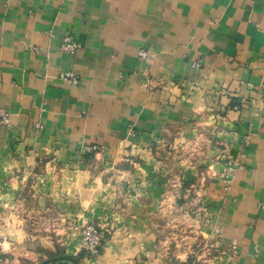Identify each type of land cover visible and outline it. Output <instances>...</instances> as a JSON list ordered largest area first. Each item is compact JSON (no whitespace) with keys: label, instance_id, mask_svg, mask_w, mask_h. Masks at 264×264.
Wrapping results in <instances>:
<instances>
[{"label":"crops","instance_id":"0c3cea01","mask_svg":"<svg viewBox=\"0 0 264 264\" xmlns=\"http://www.w3.org/2000/svg\"><path fill=\"white\" fill-rule=\"evenodd\" d=\"M0 110L5 264H264V0H0Z\"/></svg>","mask_w":264,"mask_h":264},{"label":"built area","instance_id":"2783aa9c","mask_svg":"<svg viewBox=\"0 0 264 264\" xmlns=\"http://www.w3.org/2000/svg\"><path fill=\"white\" fill-rule=\"evenodd\" d=\"M249 3H254L257 0H245ZM79 49V43L71 36L65 35L60 44V50L64 53L73 54ZM139 57L148 60L149 56L146 52L140 51ZM199 62L195 63V67H199ZM60 77L77 85L79 83L78 76L72 71H65L61 73ZM0 126L10 127V115L4 111L0 110ZM248 138V136H247ZM246 138V139H247ZM91 151H97V147H90ZM226 168L220 174V177L228 187L233 175L240 168L239 161L230 155H226ZM81 248L82 251L88 254L90 258L97 257L100 252L102 245L106 239V230L102 226L94 222L87 223L81 231ZM0 264H5V258L3 254V249L0 240Z\"/></svg>","mask_w":264,"mask_h":264},{"label":"trees","instance_id":"16d2710c","mask_svg":"<svg viewBox=\"0 0 264 264\" xmlns=\"http://www.w3.org/2000/svg\"><path fill=\"white\" fill-rule=\"evenodd\" d=\"M82 255H83V256H85V257H88V258H90V256H88V254H87V253H85L84 251H82Z\"/></svg>","mask_w":264,"mask_h":264},{"label":"water","instance_id":"95a60500","mask_svg":"<svg viewBox=\"0 0 264 264\" xmlns=\"http://www.w3.org/2000/svg\"><path fill=\"white\" fill-rule=\"evenodd\" d=\"M68 259H69V258H68ZM70 260H72V261L74 262V264H77L76 261H75L74 259H70Z\"/></svg>","mask_w":264,"mask_h":264}]
</instances>
